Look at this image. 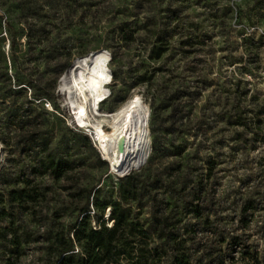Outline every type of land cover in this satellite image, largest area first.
I'll return each instance as SVG.
<instances>
[{"label": "rangeland", "instance_id": "rangeland-1", "mask_svg": "<svg viewBox=\"0 0 264 264\" xmlns=\"http://www.w3.org/2000/svg\"><path fill=\"white\" fill-rule=\"evenodd\" d=\"M75 61L99 67L102 101L89 116L138 100L149 146L139 170H113L74 121L61 80ZM0 92L11 145L0 136V264H52L54 236L87 197H119L122 182L106 175L132 172L126 207L149 248L169 254L176 240L195 264H264V0H0ZM33 94L39 108L21 130L71 163L59 179L34 173L46 153L20 154L19 128L4 126L7 107ZM18 189L22 206L7 199Z\"/></svg>", "mask_w": 264, "mask_h": 264}, {"label": "trees", "instance_id": "trees-1", "mask_svg": "<svg viewBox=\"0 0 264 264\" xmlns=\"http://www.w3.org/2000/svg\"><path fill=\"white\" fill-rule=\"evenodd\" d=\"M7 42L9 48L10 41L7 40ZM164 52L165 49L160 47L152 50V53L155 54V59H158ZM80 54L82 58L88 53ZM66 55L70 56L69 51H66ZM111 61L112 56L108 63L109 65ZM104 64H106L105 61ZM109 71L112 76L111 82H113V73L110 69ZM104 76L105 73H103V78ZM107 82L105 85H108ZM20 89H22V87ZM5 94L6 93L0 92L1 103H3L1 97ZM31 94L32 93L29 91V98ZM40 98L42 97L33 94V97L25 101L22 105L19 104L16 106L14 104H8V121L4 126L6 128H19L20 131L14 133V135L17 139L16 146L19 148L20 154H30L34 151L37 152L36 150L46 153L44 160L39 162L34 173L37 175L49 174L52 178L59 179L72 169L71 163L64 160H56L54 156L48 152V145L39 133L29 136L27 135L28 132H23L21 130V127H29L32 120L35 118L34 115L36 109L39 108ZM50 100L53 102V98H50ZM43 101L50 104L46 99H43ZM123 102L124 101L121 100L118 106ZM105 104L101 109L106 112H112L118 107L107 109ZM61 118L66 122L63 115ZM74 130L77 133H82L78 128H74ZM35 131L39 132L38 129ZM8 133L10 134V132ZM146 135L150 136L149 131H146ZM0 136L3 144L10 147L11 145L2 137L4 136L3 133H0ZM151 150L152 146L150 145V154ZM100 159L103 163H106L101 157ZM132 174L133 172L123 177H112L111 174L106 175L105 178L110 177L113 183L122 182L119 187V197L107 201H99L98 199L93 200L99 192V188L94 190L91 196V203L87 197L80 210L79 217L70 225L66 233L54 236L51 244L54 255L52 264H195L189 252L181 247L176 240L174 241L175 244L173 243V245L168 248L169 254H167L166 251H158L154 247H148L147 243L150 240L148 232L138 221L130 218L129 209L126 207L131 197L129 191L122 188V185L132 179ZM28 196L25 189L12 190L7 193L8 202L13 204L16 203L18 206H22V204L28 200ZM89 205L93 212L99 213L95 221L96 227H91L90 225L91 214ZM106 209H108V213L104 218L103 215Z\"/></svg>", "mask_w": 264, "mask_h": 264}, {"label": "bare ground", "instance_id": "bare-ground-1", "mask_svg": "<svg viewBox=\"0 0 264 264\" xmlns=\"http://www.w3.org/2000/svg\"><path fill=\"white\" fill-rule=\"evenodd\" d=\"M99 74V67L95 63L75 61L61 80V91L70 99L74 121L91 128L94 143L109 161L111 168L117 172L136 168L139 170L149 147L142 131L145 113L138 100L132 98L112 112H101L98 109L95 118L89 116L97 110L101 99ZM72 97H75V103H72ZM103 124L108 126L109 131L104 130Z\"/></svg>", "mask_w": 264, "mask_h": 264}, {"label": "built area", "instance_id": "built-area-1", "mask_svg": "<svg viewBox=\"0 0 264 264\" xmlns=\"http://www.w3.org/2000/svg\"><path fill=\"white\" fill-rule=\"evenodd\" d=\"M110 56V55H109ZM109 61H110V57H109V59L107 60V65H108V63H109ZM109 73H110V71H109ZM110 76H111V73H110ZM111 80H112V76H111ZM109 83H110V81H108ZM107 87H108V85H107ZM109 96V94L107 95V97ZM93 140V139H92ZM94 142V141H93Z\"/></svg>", "mask_w": 264, "mask_h": 264}, {"label": "water", "instance_id": "water-1", "mask_svg": "<svg viewBox=\"0 0 264 264\" xmlns=\"http://www.w3.org/2000/svg\"><path fill=\"white\" fill-rule=\"evenodd\" d=\"M124 173H127V172H124ZM124 173H120L121 175H118V177H123V176H125ZM126 175H127V174H126Z\"/></svg>", "mask_w": 264, "mask_h": 264}]
</instances>
